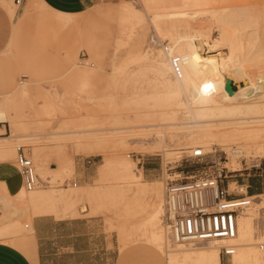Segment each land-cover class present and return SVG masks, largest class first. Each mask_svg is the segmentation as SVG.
Segmentation results:
<instances>
[{"label": "rangeland", "instance_id": "rangeland-1", "mask_svg": "<svg viewBox=\"0 0 264 264\" xmlns=\"http://www.w3.org/2000/svg\"><path fill=\"white\" fill-rule=\"evenodd\" d=\"M27 1L19 6L10 1L14 14L9 42L5 51L0 52V95L11 93L0 96V102L4 101L14 121L12 127L5 123L6 135L3 136H10L14 129L18 139L24 141L21 149L32 161L42 182L38 190L76 184L90 186L95 193H105L107 182L96 179L97 166L102 163L103 157L79 153L76 137L86 135L85 131L90 129L107 133L105 129L136 124H180L184 121L187 106L185 96L180 93V98L177 79L172 75L166 56L159 54L158 48L175 45L183 52L190 37L199 34L210 44L204 54L212 55L216 53L211 51L212 47L221 46L213 38L223 31L228 32L222 24L229 27L230 18L240 19L234 9L247 7L243 9L264 17V0H99L81 13L56 10L43 0H36L30 17L23 20ZM0 7L8 12L3 0H0ZM249 25L243 31L252 29L253 26ZM257 29L260 33L264 27L257 26ZM263 32L260 33V40L264 39ZM222 45L225 47L228 42ZM179 57L182 65L185 57ZM261 70L257 74H263L264 69ZM232 74L237 80H242L240 74ZM22 81L24 84H20ZM230 89L234 90L231 84ZM169 115L173 121L167 119ZM121 119L131 120L132 123L120 124ZM172 132L176 134V131H169L162 138L164 140L160 139L159 147L151 152L145 153L134 145L117 147L110 152L134 161L142 172L143 180L148 183L158 181L162 189L169 172L178 174L181 169L191 172L197 166L192 164L191 159L185 161L192 151L188 139L178 130L181 139L173 142ZM137 137L131 136L130 141L150 140L149 136ZM161 145H165L171 153H183L178 157L170 156L168 151L161 150ZM226 147L213 145L204 161L211 162L221 156V166L231 175L245 176L249 172L250 179L262 183L264 194V158L259 155H251L250 160L240 158L238 168L241 167L242 172L234 173L230 171L233 157L224 151ZM15 157L8 164L15 166ZM258 164L259 168L253 169ZM245 168L249 169L244 171ZM83 170H86V178L80 179ZM7 173L6 169L0 168V175ZM14 184H19L18 176ZM0 187L5 188L1 182ZM234 189L238 191L235 187L231 188ZM4 191L6 195H14L7 189ZM128 207L119 209L107 220L93 204L85 200L77 203L74 211L79 222L75 228L82 250L78 262L165 264L163 254L146 245L144 229L135 231L140 220L144 219L142 198L132 201ZM28 215L34 218L31 211ZM253 222L254 236L264 237V210H260L259 218ZM162 226L160 220L164 235ZM118 229L123 230L121 238ZM28 238L31 239V236ZM134 239L137 241L133 242ZM166 241L169 249H205L212 245L174 244L167 237ZM178 256L182 257L181 254ZM224 263L228 261L223 262L220 255V264Z\"/></svg>", "mask_w": 264, "mask_h": 264}, {"label": "bare ground", "instance_id": "bare-ground-1", "mask_svg": "<svg viewBox=\"0 0 264 264\" xmlns=\"http://www.w3.org/2000/svg\"><path fill=\"white\" fill-rule=\"evenodd\" d=\"M10 1L3 0L9 16L12 17L14 9ZM35 1L28 0L25 4L23 20L30 17ZM12 4L15 5L13 1ZM243 8L247 9V7ZM243 8L242 10H240L241 8L233 10L240 15V19L230 18L229 27L228 24H222L228 32L223 31L213 38L214 42H218L221 46L212 47L211 51L216 52L212 55L204 54L210 44L199 34L194 38L190 37L183 52L175 45L171 48H168V45L163 46L162 49L158 48L159 54L166 56L170 69L172 56L183 55L185 57V61L181 65V76L176 78L178 92L185 96L184 101L187 105L182 123H174V126L169 121V124L159 126L157 124L146 126L136 124L135 126L112 127L105 129L107 133H99V130L96 129L85 131L86 135L76 137V146L78 152L85 156L99 155L103 157L102 163L97 166L96 179L100 182H107L105 193H95L90 190V186L83 187L73 184L66 188L40 190L37 188L35 191H26L22 188L14 197H0V242L24 250L25 244L29 240L28 236L32 233L29 226L31 217L28 215V211H31L34 216L75 217L77 213L74 211V207L77 203L85 200L93 204L97 210H101V213L109 220L119 209H127L132 201L142 198L144 219L140 220L135 231L144 229L143 235H146V243L160 250L168 259L167 264H220V249L228 245L235 247L229 260L230 264H264V253L258 247L260 243H264V237L253 234L255 232L253 221L259 218L260 210H264V194L249 196L250 206L237 216V235L233 240L214 239L206 242L212 245L205 249L196 247L169 249L166 243V237L170 241L169 236L164 226H162L164 235L160 227V220L162 224L161 218L164 213V183L161 182L162 190L158 181L145 182L142 172L136 167L134 161L118 156L115 152H110L111 149L115 150L117 147L129 145L138 146L145 153L151 152L155 147H159L160 139L168 135L169 131H176V137L173 132L171 133V137H175L171 141H179L181 136L178 134L181 132L182 136L188 139L187 142L192 147V151L200 148L206 154L210 152L213 145L227 146L224 151L233 157L230 160L232 163L230 171L233 172L241 171V167L238 168V159L240 158L244 157L250 160L251 155H259L264 158V71L263 74H257L259 70L264 69V39H259L261 31L264 30H260L259 33L257 29V26L264 27V17ZM153 18L155 20L156 15ZM247 24H250V27L253 26L252 29L243 31L244 27L247 28ZM225 41L228 42V45L224 47L222 44ZM222 50H226V52ZM148 51L151 52L150 49ZM232 71L240 74L242 80L234 78ZM227 81L234 82L237 86L232 94L225 90ZM20 84H24V82L22 81ZM205 84L211 85L207 91L204 89ZM179 102L181 103V101ZM7 109L4 101L0 102V116L4 123H8L12 127L14 125L13 117ZM171 115L174 118L175 114ZM173 118L169 115L167 119L172 120ZM128 121L131 122L128 119H121L119 123L128 124ZM167 126L172 129H166ZM178 130H180L179 133ZM3 134L4 128H0V162H8L15 157V151L17 152L18 148H21L24 141L18 139L14 129L10 136H3ZM137 135L149 136L150 140L145 138L135 142L136 139L132 138L133 136L136 138ZM131 136L133 142L130 141ZM237 144L243 145L238 146ZM165 147V145H161L160 148L164 150ZM165 150L170 156L178 157L183 153L180 151L171 153L169 149ZM140 184L142 186H139ZM232 187L242 193L245 191L244 187L237 186L234 182L230 185V189ZM59 206L60 209H58ZM117 232L119 237L124 234L120 229ZM175 253L181 254L182 257L179 258Z\"/></svg>", "mask_w": 264, "mask_h": 264}, {"label": "built area", "instance_id": "built-area-1", "mask_svg": "<svg viewBox=\"0 0 264 264\" xmlns=\"http://www.w3.org/2000/svg\"><path fill=\"white\" fill-rule=\"evenodd\" d=\"M12 1L19 6L25 0ZM170 66L172 75L180 78L181 60L178 56L170 58ZM4 124L0 116V126ZM206 155L200 148L194 149L185 159H191L192 164L197 165L193 171L181 169L178 174L169 172L165 179L162 224L174 244L206 243L214 239L233 240L237 235V216L250 206L249 196L236 189L230 190L229 183L236 177L221 166L222 157L205 162ZM15 168L21 187L26 191L35 190L42 185L32 161L21 148L17 150ZM258 168L259 164L253 166V169ZM248 169L245 168L244 171ZM258 247L264 253V243ZM234 251V246L222 247L220 255L223 262L228 261L227 264H230Z\"/></svg>", "mask_w": 264, "mask_h": 264}, {"label": "crops", "instance_id": "crops-1", "mask_svg": "<svg viewBox=\"0 0 264 264\" xmlns=\"http://www.w3.org/2000/svg\"><path fill=\"white\" fill-rule=\"evenodd\" d=\"M43 1L51 8L68 13H81L89 6L99 2V0ZM11 19L8 12L6 13V11L0 7V52L5 51L9 42L12 27ZM230 84L234 87V90L237 89L234 82ZM10 93L11 91L1 93L0 96H6ZM0 128H4L3 135H6L5 125ZM8 162H0V168H4L8 172L7 174L0 175V182L4 184L5 187H0L2 189V193H0L1 198L14 197L22 189L20 188L21 182L17 169L12 164H8ZM17 176L19 177V184L15 185L14 182ZM251 176L256 177L255 174ZM235 177L236 179L229 183V188L234 182L237 186L244 187L245 191L243 193L247 196L263 194L261 191L262 183L258 180L253 178L250 179V176H244V174L235 175ZM79 178H86V170L82 171L81 177ZM4 189H7L10 194L14 195H6ZM68 218L70 219L55 218L54 215L31 217V239L26 242L24 250H21L17 246L0 242V264H82L78 262L82 250L78 245L80 241L78 238L79 234L75 228L79 220L75 217ZM120 244H123L122 241H120ZM146 245L154 247L147 243ZM155 249L158 250L157 248ZM163 256L165 258V264H167V259L164 254Z\"/></svg>", "mask_w": 264, "mask_h": 264}, {"label": "water", "instance_id": "water-1", "mask_svg": "<svg viewBox=\"0 0 264 264\" xmlns=\"http://www.w3.org/2000/svg\"><path fill=\"white\" fill-rule=\"evenodd\" d=\"M230 81H227V84H226V86H225V90L229 93V94H232V90L230 89Z\"/></svg>", "mask_w": 264, "mask_h": 264}, {"label": "snow or ice", "instance_id": "snow-or-ice-1", "mask_svg": "<svg viewBox=\"0 0 264 264\" xmlns=\"http://www.w3.org/2000/svg\"><path fill=\"white\" fill-rule=\"evenodd\" d=\"M209 88H211V85H210V84H205V85H204V89H205V91H207Z\"/></svg>", "mask_w": 264, "mask_h": 264}]
</instances>
